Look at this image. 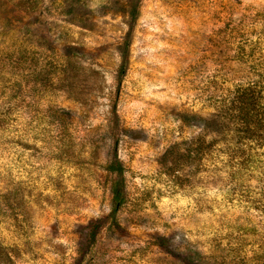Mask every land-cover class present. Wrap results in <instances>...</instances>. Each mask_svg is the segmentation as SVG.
<instances>
[{
  "label": "rangeland",
  "instance_id": "1",
  "mask_svg": "<svg viewBox=\"0 0 264 264\" xmlns=\"http://www.w3.org/2000/svg\"><path fill=\"white\" fill-rule=\"evenodd\" d=\"M249 86L264 0H0V264H264Z\"/></svg>",
  "mask_w": 264,
  "mask_h": 264
},
{
  "label": "trees",
  "instance_id": "2",
  "mask_svg": "<svg viewBox=\"0 0 264 264\" xmlns=\"http://www.w3.org/2000/svg\"><path fill=\"white\" fill-rule=\"evenodd\" d=\"M258 92L254 86L239 87L234 93L232 99V105L236 110L235 118L242 122L245 126L243 129L247 130V133H255L261 129L264 132V103L260 100ZM120 181L113 189V208L114 213H117L124 201V169L119 162Z\"/></svg>",
  "mask_w": 264,
  "mask_h": 264
}]
</instances>
